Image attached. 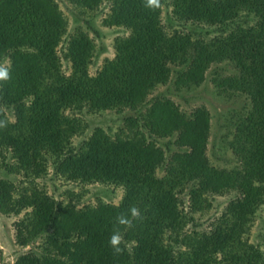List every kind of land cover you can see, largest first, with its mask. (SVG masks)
Returning <instances> with one entry per match:
<instances>
[{"label":"trees","instance_id":"16d2710c","mask_svg":"<svg viewBox=\"0 0 264 264\" xmlns=\"http://www.w3.org/2000/svg\"><path fill=\"white\" fill-rule=\"evenodd\" d=\"M66 1L80 14L106 7L102 26L126 35L112 40V58L91 76L104 50L95 53L87 34L99 36L91 19L86 32L67 33L54 0H0V63L11 65L0 84V119L8 122L0 166L22 182L0 176V216L21 215L13 223L19 248L40 241L12 264H264V250L249 241L264 207V0H162L156 10L144 0ZM220 64L234 73L212 71L216 93L246 101L231 124L230 169L206 156L204 107L185 114L168 98L147 100L171 74L176 90L196 87ZM123 110L137 114L124 129L111 136L95 127L72 144L87 128L83 114ZM48 168L54 179L111 186L121 197L81 208L56 200L36 183ZM217 196L229 198L202 229L196 215ZM133 205L143 219L125 232L129 250L113 256L115 218Z\"/></svg>","mask_w":264,"mask_h":264},{"label":"rangeland","instance_id":"374dc122","mask_svg":"<svg viewBox=\"0 0 264 264\" xmlns=\"http://www.w3.org/2000/svg\"><path fill=\"white\" fill-rule=\"evenodd\" d=\"M54 1L57 3L67 22V33H71L73 29L78 26L82 31L86 32V21L90 19V26L99 33V36L96 37L90 31L87 32L88 36L93 39L96 50L95 53L98 54L99 47L104 49L99 52L95 62L91 64L88 69V74L91 76L94 75L104 59L112 58V40L117 36H125L126 33L119 28L102 26L101 19L106 15V7L100 8L99 11H95L94 13L80 14V12L73 9L66 0ZM93 15H95L94 18ZM165 18L166 13L165 10H163L161 14V23L168 29ZM172 26H174V24H172ZM212 71H216L221 75H231L234 73L229 64L212 65L205 73V79L199 86L183 87L179 90L175 89L173 85L174 75L171 74L169 82L166 85L156 87L150 95H148L147 100L151 101L159 97L168 98L185 114L190 113L195 108L204 107L210 119L206 156L210 164L214 167L230 169L235 167L237 162L231 151L227 148V141L231 138V124L246 101L243 96L228 98L224 95H218L211 83ZM65 73H68L67 69ZM136 115V113L129 110H123L119 113L107 111L92 115L83 114L82 118L87 128L83 135L72 138L71 142L73 145H77L80 141L85 140L95 127L102 128L112 136L120 129H124V119L126 117H134ZM8 118L12 120L10 116H8ZM165 143H167V140L158 141V145L162 147ZM170 148L171 151L174 150L172 146H170ZM160 174L161 173L158 172V175ZM0 176L11 178V180L19 186L22 185L20 176L12 178L11 175L5 174L2 166H0ZM36 183L42 187L49 196H52L56 200H61L64 203L71 200L77 208H81L85 205H94L96 199H100L106 203L116 204L121 197L120 189L111 186H101L98 184L78 185L77 183L54 179L51 175V168H48L47 176L44 179L37 180ZM69 193L73 194L74 197L69 196ZM228 198L229 196L214 197L210 200L209 208L202 215H196V222L201 224L202 229L208 225V222L213 216H216L222 210ZM20 216L21 215L17 217L0 216V255L3 264H12L17 255L29 249L32 251H37L38 249L39 240L32 246L29 245L25 248H19L14 243L13 223L16 222ZM249 241L258 245L261 250H264V207L256 216L250 228Z\"/></svg>","mask_w":264,"mask_h":264},{"label":"clouds","instance_id":"9594fccd","mask_svg":"<svg viewBox=\"0 0 264 264\" xmlns=\"http://www.w3.org/2000/svg\"><path fill=\"white\" fill-rule=\"evenodd\" d=\"M163 6L162 0H144V7L156 10ZM11 79L10 62L0 63V84L7 83ZM7 120L0 119V129L7 127ZM142 214L135 205L128 208L126 212L119 213L114 222V227L108 239V246L113 256H121L129 250V242L125 239V232L134 227V221L142 220ZM124 229V231H121Z\"/></svg>","mask_w":264,"mask_h":264},{"label":"water","instance_id":"95a60500","mask_svg":"<svg viewBox=\"0 0 264 264\" xmlns=\"http://www.w3.org/2000/svg\"><path fill=\"white\" fill-rule=\"evenodd\" d=\"M0 264H2V262H1V255H0Z\"/></svg>","mask_w":264,"mask_h":264}]
</instances>
